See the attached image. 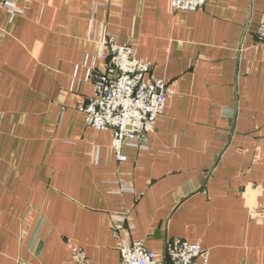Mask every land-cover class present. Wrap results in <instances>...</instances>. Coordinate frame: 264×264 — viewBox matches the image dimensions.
I'll return each mask as SVG.
<instances>
[{
  "label": "crops",
  "instance_id": "obj_1",
  "mask_svg": "<svg viewBox=\"0 0 264 264\" xmlns=\"http://www.w3.org/2000/svg\"><path fill=\"white\" fill-rule=\"evenodd\" d=\"M15 4H0V264H116L124 239L162 257L175 237L206 264H264V0ZM109 38L173 90L124 161L82 110Z\"/></svg>",
  "mask_w": 264,
  "mask_h": 264
},
{
  "label": "built area",
  "instance_id": "obj_2",
  "mask_svg": "<svg viewBox=\"0 0 264 264\" xmlns=\"http://www.w3.org/2000/svg\"><path fill=\"white\" fill-rule=\"evenodd\" d=\"M205 1L170 0V3L174 10L193 11ZM15 2L0 0V4L12 12L16 9ZM2 33L0 28V36ZM257 36L264 41V17ZM102 45L104 49L100 55L107 65L104 70L91 68L89 79L93 95L82 110L91 127L112 131L111 147L117 159L124 161L126 156L122 152L123 147L144 146L141 139L153 131L154 124L163 114L166 99L173 90L164 79L151 74V62L137 57L132 46L117 44L112 38L104 39ZM124 219L122 214L112 215L113 223ZM113 232L116 235L117 232ZM76 256L83 260L79 250H76ZM198 257L206 264L207 250L201 248L198 242H188L178 237L167 242L162 257L140 240L124 239L119 244V261L116 264H196Z\"/></svg>",
  "mask_w": 264,
  "mask_h": 264
}]
</instances>
